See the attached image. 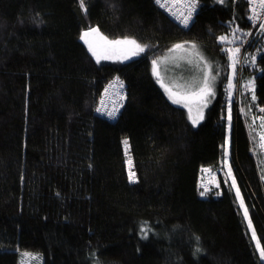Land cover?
<instances>
[{
	"label": "trees",
	"instance_id": "16d2710c",
	"mask_svg": "<svg viewBox=\"0 0 264 264\" xmlns=\"http://www.w3.org/2000/svg\"><path fill=\"white\" fill-rule=\"evenodd\" d=\"M248 2L196 0L185 26L154 0H0V264L20 250L43 264H264V156L250 122L264 125V33L230 87ZM92 28L145 50L97 63L81 39ZM188 42L215 91L195 127L152 69ZM115 82L123 108L109 121L95 110ZM203 174L217 181L201 196Z\"/></svg>",
	"mask_w": 264,
	"mask_h": 264
},
{
	"label": "rangeland",
	"instance_id": "374dc122",
	"mask_svg": "<svg viewBox=\"0 0 264 264\" xmlns=\"http://www.w3.org/2000/svg\"><path fill=\"white\" fill-rule=\"evenodd\" d=\"M261 37H263V36H261ZM98 38H99V40L97 39V41H96L95 37L89 36V38H88L89 45L88 46L91 45V47L101 57H103L105 55L107 56L106 59L101 58L100 61L101 60H110V59L117 60L120 62L121 61H130L133 58L140 56V54H141V53H139L138 55H132L133 52H138V49L135 47V45L128 44V43H118V44L112 43L113 41H110V40L108 41L107 39H105L104 37H101V36H99ZM260 38H258V39H260ZM124 40H126V39L123 38V39L115 40V41H124ZM127 40H129V39H127ZM98 43L100 44V46L97 49ZM179 45H183V47L179 48V49L172 48L171 51L170 50L166 51L164 54V55H166L164 59L162 58V55H160L156 59H154L157 61V71L159 73V75H154V76L156 77L157 82L160 84L161 87H162V84L164 85L162 87V89H163L164 93H166V95H168L169 102L171 104L175 105L176 107L179 106V107L184 108V109L186 108L185 110L187 111L188 114L191 115L192 119H194L193 113L201 114L202 119H203L204 114H205L204 112H205L206 108L210 105V104L209 105L207 104L208 106L207 105L204 106L207 103V102H205L203 104V102L206 100V98L201 100L200 96H196V95L193 97H190V96L188 97V96H186V92L183 91V88H180V86H179L180 83H178V82L173 83L171 81H173L175 79L179 80V81H183L185 83H188V81H189L193 85L199 84V82L203 83L202 79H204V75H203L204 70H203L202 74L199 76L200 70H199L198 65H200V62H202V63H204L205 67L209 68L210 67V61L207 58H205L204 54L202 53L201 48H197L194 43L188 42L186 44H179ZM193 46H195V47H193ZM235 53H236V51L233 52L234 58H232V61H231V68H233V63L235 66L237 65V61L235 59ZM125 57H127V59ZM94 58L97 61V58L95 56H94ZM206 72L208 73V76H210L211 72L209 71V69ZM153 74H154V72H153ZM232 79H233V81L235 80L234 79V68H233V72H232ZM239 79H240V75H239ZM233 81L230 83V87L235 86V83H233ZM210 82H211L212 89H213L212 92L214 93L215 92L214 91V83H213V80L211 79V76H210ZM240 82H241V79H240ZM251 83H252L251 81L246 82V86H249V85L251 86ZM167 84L172 85V88H169L167 86ZM177 86H178V88H175ZM230 96L232 97V93L230 94ZM173 100H177L179 102L173 103ZM228 101H229L230 105L233 102L232 100H228ZM203 108L205 110H203ZM189 109H191V113L189 112ZM251 112L252 111H250V113ZM202 119L200 117V119L197 118L196 120H199V123H200ZM230 120L231 119H229V121ZM231 126H233V123H231ZM256 140H257V144H259V140L258 139H256ZM126 149H127V147H126ZM228 149L229 148L227 146V149L225 152L226 158H225L224 168L227 170L228 177L230 178L231 186L235 191L236 199L239 200L240 205H241V202L243 203V200L241 199L239 189H237L236 184L234 182V179L232 178L230 167L227 166L228 162H229ZM259 153L264 156V153H262L260 150V144H259ZM128 168H130V167H128ZM213 178H214V175L213 176H207L206 174H203L200 177L198 187L200 188V190L203 193L210 191L209 189L212 188V186H214L213 184L217 181V179L216 178L213 179ZM237 192L239 193V196L237 195ZM201 196H203V195H201ZM241 210L243 211V213L245 212L244 203H243V206H241ZM250 231H251V228H250ZM256 246H259V245H257V243H256ZM17 253L19 254L18 255V264H43V257L40 253L32 252V251L31 252L21 251V250H20V252H17Z\"/></svg>",
	"mask_w": 264,
	"mask_h": 264
},
{
	"label": "built area",
	"instance_id": "2783aa9c",
	"mask_svg": "<svg viewBox=\"0 0 264 264\" xmlns=\"http://www.w3.org/2000/svg\"><path fill=\"white\" fill-rule=\"evenodd\" d=\"M250 3L249 11L252 12L251 17L253 16V9L255 8L256 13H258L257 19H250V23L254 25L255 28L261 29L260 24L264 22V10L259 7L258 0H248ZM161 3L172 8L171 14L174 15L179 13L184 17L189 16L194 10L192 9V0H161ZM191 16V15H190ZM191 20V18H190ZM189 20V22H190ZM188 22V23H189ZM240 68L237 69L236 79L237 84L239 83ZM125 86L123 83L115 82L108 87L105 92L102 94L101 100L96 106V112L99 116L106 118L108 120H113L119 112L122 110V102L124 99ZM97 109H100L98 112ZM115 112L114 117H110L108 113Z\"/></svg>",
	"mask_w": 264,
	"mask_h": 264
},
{
	"label": "snow or ice",
	"instance_id": "6c2138e0",
	"mask_svg": "<svg viewBox=\"0 0 264 264\" xmlns=\"http://www.w3.org/2000/svg\"><path fill=\"white\" fill-rule=\"evenodd\" d=\"M80 3H81V8L83 9L84 8V0H80ZM156 3L157 4H160L161 7L164 6V4L161 3V0H156ZM258 3H259V7L264 10V0H258ZM195 4H196V0H192V9L194 10L195 9ZM258 13H256L255 11V8L253 9V16L250 17L249 19H257L258 18ZM191 16H186L184 17V19L182 20V23L187 26L189 20H190ZM260 28L262 30H264V22H262L260 24ZM91 31L95 32L97 31L96 29H91ZM89 33L88 32H85L82 36H81V39H84L85 36H87ZM221 40H224L225 38L224 37H221L220 38ZM238 39V37H237ZM112 43H128V44H132V45H135V47L138 49V52H133L132 55H138L139 53H142L144 52L145 48L143 46H140L139 44H137V42L135 40H124V41H113ZM183 45H175L174 48L176 49H179V48H182ZM195 47V46H193ZM89 51L92 52V55L95 56L97 58V63H99L100 59L101 58H107V56H103L101 57L100 55L97 54V52L91 47V45L89 46ZM171 51V50H170ZM235 51L238 53L240 51L239 48L235 49ZM127 59V57H125ZM255 60V57H253V61ZM153 72H154V75H159L158 71H157V61L156 60H153ZM214 79V77H213ZM164 85L162 84V87ZM167 90V89H166ZM212 85H211V82L209 80V76H208V73L205 72L204 73V79H203V84L202 86H200L199 90L197 93H194V95H197V96H205V95H208L210 96L212 94ZM179 101L177 100H173V103H178ZM97 111L99 112L100 109H97ZM261 111H264V109H261ZM189 112L191 113V109H189ZM108 115L110 117H114L115 116V112H110L108 113ZM189 119L192 120V124L193 126L195 127L199 121L196 120V119H192L191 115H189ZM201 119H202V116H201ZM124 144L127 145V140L124 141ZM128 179H129V182L130 183H135L136 182V173L134 171H130L129 172V176H128ZM204 193H201V195H203ZM237 195L239 196V193L237 192ZM241 206H243V203L241 202ZM247 210H245L244 212V216L245 218L247 219ZM249 227L251 228V222L249 221ZM253 239H255V233L253 232ZM199 250V249H198ZM261 257L264 258V249L261 250Z\"/></svg>",
	"mask_w": 264,
	"mask_h": 264
},
{
	"label": "bare ground",
	"instance_id": "6f19581e",
	"mask_svg": "<svg viewBox=\"0 0 264 264\" xmlns=\"http://www.w3.org/2000/svg\"><path fill=\"white\" fill-rule=\"evenodd\" d=\"M155 1V3H156V0H154ZM249 3V2H248ZM157 4V3H156ZM157 6H159L162 10H164L166 13H168L170 16L172 15L171 14V12H172V8L171 7H169V6H166V5H164L163 7H161V5L160 4H157ZM249 6H250V3L248 4V12L250 13V15H249V18L251 17V15H252V12H250L249 11ZM174 16H175V19H177V20H183L182 19V16H180V14L179 13H176V14H174ZM252 30H254L253 32H252ZM263 33H264V30H262V29H258V28H255L254 27V25L252 24L251 25V31L248 33L249 35L244 39V41H243V43H241V46H242V48H239L240 49V51L237 53H235V59H236V61H237V67L236 68H242V65H243V58H244V54H243V50H244V48L245 47H247V44H249V43H251L252 42V40H256V39H258V38H260L261 36H263ZM88 42V41H87ZM85 44V43H84ZM88 44H89V42H88ZM233 83H235V80L233 81ZM107 89V87L105 88V90ZM105 90H104V92H105ZM103 92V93H104ZM102 93V94H103ZM102 94H101V97H102ZM237 98H239L238 96H236V100H237ZM100 100H101V98H100ZM100 100H99V102H100ZM98 102V103H99ZM95 113H96V116H98L99 118H103V117H101V116H99L98 114H97V112H96V110H95ZM105 119V118H104ZM116 118H114L113 120H115ZM113 120H109V121H113ZM256 125L257 124H252V131L253 130H255V128H256ZM258 125H260V124H258ZM256 136V139H258L259 140V144H260V150H261V152L262 153H264V135H261V134H255ZM260 137V138H259Z\"/></svg>",
	"mask_w": 264,
	"mask_h": 264
},
{
	"label": "crops",
	"instance_id": "0c3cea01",
	"mask_svg": "<svg viewBox=\"0 0 264 264\" xmlns=\"http://www.w3.org/2000/svg\"><path fill=\"white\" fill-rule=\"evenodd\" d=\"M202 81H203V79H202ZM171 82H173V83H180L179 84V86H180V88H183V91H185L186 92V96H190V97H193V96H195L194 95V93H197L198 92V90H199V88H200V86H202V82H199V84H195V85H193V84H191V82H189L188 81V83H185V82H183V81H179V80H173V81H171ZM214 83V82H213ZM184 86V87H183ZM194 87V88H193ZM175 88H178V86L177 87H175ZM213 92H212V94L210 95V96H208V95H205V96H200V99L201 100H203V99H205L206 98V100L203 102V104L205 103V102H207L204 106H206L207 104L209 105L211 102V98H212V96H213ZM197 96V95H196ZM207 105V106H208ZM186 109V108H185ZM203 110H205L204 108H203ZM188 114V113H187ZM189 115L190 114H188V117H189ZM193 117H194V119H200V117H201V114H198V113H193ZM190 120V119H189ZM191 122H192V120H190ZM199 121V120H198Z\"/></svg>",
	"mask_w": 264,
	"mask_h": 264
},
{
	"label": "water",
	"instance_id": "95a60500",
	"mask_svg": "<svg viewBox=\"0 0 264 264\" xmlns=\"http://www.w3.org/2000/svg\"><path fill=\"white\" fill-rule=\"evenodd\" d=\"M92 29H94V28H92ZM87 32H88L89 34L96 35V34L98 33V30L95 31V32H93V31H91V29H90V30H87ZM84 33H85V32H84ZM84 33H83V34H84ZM89 34H88V35H89ZM88 35L85 36L84 39H82V42H84L86 45L88 44V42H87V37H88Z\"/></svg>",
	"mask_w": 264,
	"mask_h": 264
}]
</instances>
